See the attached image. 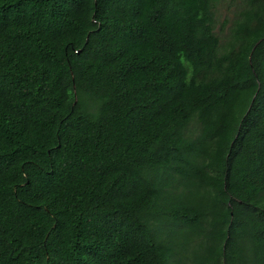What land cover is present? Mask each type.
I'll use <instances>...</instances> for the list:
<instances>
[{
	"label": "trees",
	"instance_id": "trees-1",
	"mask_svg": "<svg viewBox=\"0 0 264 264\" xmlns=\"http://www.w3.org/2000/svg\"><path fill=\"white\" fill-rule=\"evenodd\" d=\"M0 0V264H264V0Z\"/></svg>",
	"mask_w": 264,
	"mask_h": 264
},
{
	"label": "rangeland",
	"instance_id": "rangeland-1",
	"mask_svg": "<svg viewBox=\"0 0 264 264\" xmlns=\"http://www.w3.org/2000/svg\"><path fill=\"white\" fill-rule=\"evenodd\" d=\"M214 31L224 41L229 32V26L234 15H238L243 8V0H216L215 1Z\"/></svg>",
	"mask_w": 264,
	"mask_h": 264
}]
</instances>
